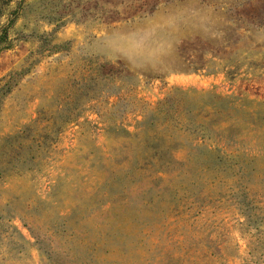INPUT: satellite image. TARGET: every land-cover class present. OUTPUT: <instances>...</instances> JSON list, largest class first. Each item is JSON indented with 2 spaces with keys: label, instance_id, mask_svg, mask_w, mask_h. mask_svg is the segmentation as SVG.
<instances>
[{
  "label": "rangeland",
  "instance_id": "obj_1",
  "mask_svg": "<svg viewBox=\"0 0 264 264\" xmlns=\"http://www.w3.org/2000/svg\"><path fill=\"white\" fill-rule=\"evenodd\" d=\"M0 264H264V0H0Z\"/></svg>",
  "mask_w": 264,
  "mask_h": 264
},
{
  "label": "trees",
  "instance_id": "obj_2",
  "mask_svg": "<svg viewBox=\"0 0 264 264\" xmlns=\"http://www.w3.org/2000/svg\"><path fill=\"white\" fill-rule=\"evenodd\" d=\"M3 34H5V33L4 32L0 33V44L6 43V35H3Z\"/></svg>",
  "mask_w": 264,
  "mask_h": 264
}]
</instances>
